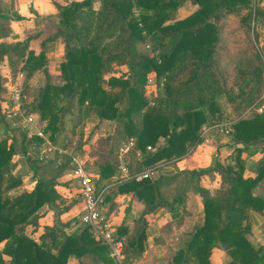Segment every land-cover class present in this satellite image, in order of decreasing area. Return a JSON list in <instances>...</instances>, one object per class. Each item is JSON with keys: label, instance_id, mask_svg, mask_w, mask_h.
I'll list each match as a JSON object with an SVG mask.
<instances>
[{"label": "trees", "instance_id": "trees-1", "mask_svg": "<svg viewBox=\"0 0 264 264\" xmlns=\"http://www.w3.org/2000/svg\"><path fill=\"white\" fill-rule=\"evenodd\" d=\"M51 1L58 16L54 35L63 41L62 83L47 80L30 109L46 120L45 133L54 143L67 145L71 140L66 132L75 135L79 131L76 146L81 151L89 117L113 123L106 138L107 151L92 152L98 157L90 165L97 180L115 183L107 199L132 192L144 204L132 235L124 240L114 231L123 241V264L141 257L145 215L164 209L178 217L190 190L202 198V224L194 227L179 250L167 247L159 255L160 264H212L215 247L225 251L224 264H264V248L254 246L247 236L248 210L264 209V197L255 194L264 179V111L243 115L264 94V61L251 37L257 25L264 24V6L253 7L250 0ZM186 3L197 8L179 18L178 9ZM29 44L30 38L1 42L0 62L6 58L13 71L21 69L27 75L43 68L44 49L35 54ZM148 73L163 82L153 107H148L145 92ZM2 91L0 82V96ZM221 100L230 108L226 116ZM221 118L232 122L235 145L224 162L215 159L207 168L179 170L172 177L133 179L147 168L184 156L201 142L202 125ZM2 119L0 106V124L6 128L0 137V243L4 242L0 264L4 256L10 264H66L69 256L87 253L107 262V246L92 238L87 227L68 234L64 228L69 222L59 221L61 227L44 226L38 240L27 232L39 227L47 205L59 207L60 213L66 211L60 207L62 198L55 185L56 178L70 170L69 159L59 165L32 161L33 188L8 194L22 182L20 175L13 174V155L36 152L41 139L27 140L22 131L9 128ZM130 138L128 176L121 177L116 151ZM160 140L155 150H147ZM258 152L252 166L255 175L244 177L245 156ZM53 169L52 176L42 175ZM213 171L219 173L223 187L212 193L199 180Z\"/></svg>", "mask_w": 264, "mask_h": 264}, {"label": "crops", "instance_id": "crops-1", "mask_svg": "<svg viewBox=\"0 0 264 264\" xmlns=\"http://www.w3.org/2000/svg\"><path fill=\"white\" fill-rule=\"evenodd\" d=\"M56 1L63 3L66 0ZM7 2H9V8H11L12 10L7 11L6 13L4 12V9L7 8ZM0 5H2L0 7V17L2 15H5L6 13L9 19V23H6L5 26L9 25L10 27L8 31L0 30V43L4 42L12 44L30 38L29 48L32 49L35 54H37L41 49H44L45 52L44 67L34 71L30 75H27V73L21 69L13 71L6 58H4L3 61L0 62V82L1 89L3 90V94L1 92L0 96V106L2 107V105L4 104L7 89H9L13 84L15 86H19L22 107L24 109L28 108L29 112H32L34 115H36L41 123H45V126L43 127V131L45 133V128L47 127L46 120H42L38 112L32 111V109H30V104L34 101L31 97L32 92H34L35 90L37 96L39 90L47 80L50 83L54 84L62 83L60 63L64 59L63 41L61 37H55L54 33L48 32V30H46L45 32L44 28V23L46 22H51L53 23V25L55 24V26H57V10L51 0H0ZM196 8L197 7L195 5L186 3L178 9V17H185L196 10ZM186 9H189L188 14H185V16H179V14ZM9 12H14L15 17L10 16ZM149 75L153 76V78L157 80L154 73H148L147 76ZM148 89L151 88L146 89L145 86L146 97L148 96ZM29 91H31V94L28 95ZM223 101L224 100H221L220 102ZM226 105V102L225 104H221L222 111H225L223 112L224 116H226V114H228V112L230 111L229 106L227 105V107ZM91 120L92 122H96H91L93 128L87 131L86 126L90 123ZM222 120V122L227 121L224 119ZM101 123L111 122L107 120L100 121L96 116H91L86 120L82 138V140L85 142L82 147L84 151H81L76 146L79 136V131H76L77 133L75 135L66 132V137L71 140L67 145L59 144V142L54 143L51 139H49L54 145L68 152L67 154H53L48 159L39 161L37 159V154L42 147V139L40 138L41 143L38 146L36 152L28 151L26 154L13 155V174H15L16 170H19V168L24 167L25 165L27 166V169L24 170L23 175L18 174L22 177L21 184L11 189L8 194L16 195L21 193L22 191H29L33 188L35 179L33 177L34 168L31 166L32 161L36 160L37 163L54 161L57 165H59L61 163V160L63 161V159L68 158V165L71 169L72 164L70 163V157H77L85 161L86 167L88 166V164L92 165L96 160V155L90 151L91 146L89 145V136L92 131H96V126H99ZM207 125L210 124H204L201 127L200 136L202 137V140L199 144L194 146L184 156L176 158L168 163H163L153 167V173L150 179H157L160 176L172 177L177 174L179 170L207 168L213 164V161L215 159L224 162L225 158L232 152L233 148L235 147L231 139V135L225 136L219 134L218 132H215L214 130L203 133L202 128ZM5 130V126L3 124H0V137L4 135ZM46 136L48 137L47 134ZM25 138L27 140H31L39 137L33 136L32 138H27L25 135ZM132 142L133 139L130 138L129 140L121 143L116 151V156L118 157L121 148H126L125 157L127 159V152L129 151ZM160 144H162V140L157 142L152 150H155L156 147ZM137 155L140 156L139 152H137ZM259 156V152L255 153L254 155L245 156V169L243 173L244 177H253L255 175L252 166L254 164V161ZM14 157L16 158L14 159ZM146 170L150 169L147 168L143 171ZM46 173L47 170L46 172H42V175L45 176ZM47 177L49 176H46V178ZM26 178L30 179L29 181L31 183L27 185L26 188H23V182L26 180ZM115 178H117V176L113 177V179ZM56 182L57 183L55 185V189L62 198L60 207L65 206L67 208L66 211L60 213V208L56 206L59 209V221L63 223L69 222L68 227L64 228V230L68 234L74 231H79L85 226H83L79 221V216L83 210V204L78 195L77 180L73 178V176L70 174V170L68 169V171H65L56 178ZM98 182L101 183L102 188L100 189V191L103 192V201L101 206L102 212L111 222L116 234L125 240L127 235H132L136 224L135 220L140 216L144 208V204L132 192L116 195L113 194L110 196L111 198L107 199V194L113 190L112 187L115 183L110 182L109 179L105 178H100ZM199 183L201 186L209 189L212 193L215 190L223 187L221 177L219 173L215 171L209 174L202 175L200 177ZM255 194L264 197V179L259 183ZM49 208L47 205V207L43 209V215L39 219V227L33 232L31 231V228H28L27 230V232L31 234L36 240H38L39 235L43 232L44 226L52 225L53 223L56 225L55 210L50 207V204ZM179 212L180 214L176 218L172 217V214L164 209H158L154 213H148L145 215L147 227L145 232L146 238L143 241V251L141 257L133 259L131 264H160L159 255L166 253L167 247H170L175 251L182 248L185 242L190 237L191 232L194 231V227L202 224L204 212L202 198L200 197V195L194 190L188 191L184 203L179 207ZM50 215L52 216L51 223H48L46 221L44 222L43 219L48 218ZM247 219L250 227V231L247 235L248 239L254 246H261L264 248V209L262 212L248 210ZM59 227H61L60 223ZM89 234L93 238L91 233ZM3 243L4 242L0 243V247L3 246ZM4 258V264H10L8 261L9 257L4 256ZM226 258V253L222 249L217 247L212 249V253L210 256L212 264H224ZM107 259V262H103L101 260H98L95 255L87 253L79 258L75 256H69L66 264H117L108 255ZM124 260L125 256L122 260V264Z\"/></svg>", "mask_w": 264, "mask_h": 264}, {"label": "built area", "instance_id": "built-area-1", "mask_svg": "<svg viewBox=\"0 0 264 264\" xmlns=\"http://www.w3.org/2000/svg\"><path fill=\"white\" fill-rule=\"evenodd\" d=\"M263 57V56H262ZM264 61V58H263ZM21 76V75H20ZM148 89V107L155 105V98L158 90L162 88L163 82L155 80L153 76H147L145 82ZM157 91V93H156ZM4 104L1 107L2 115L9 124V128L22 131L27 138L37 136L42 139V147L37 154L39 161L48 159L51 155L67 154L64 149L54 145L43 131L45 123H41L39 118L32 112L27 111L21 104L20 87L14 84L7 89ZM264 111V94L261 103L249 107L245 114L261 113ZM214 130L219 134L229 136L233 132L232 122L227 120L219 124H211L202 128L203 133ZM147 146V150H151ZM126 148H121L118 155V168L121 177L128 176V169L125 157ZM72 168L70 174L77 180L78 195L83 204V210L79 216L80 223L87 227L93 238L101 241L108 248V256L117 264H122L124 259L123 241L116 238L114 229L109 219L102 212L103 192L96 190L92 174L86 168L85 161L70 157ZM153 170H146L133 177L135 180L150 178Z\"/></svg>", "mask_w": 264, "mask_h": 264}, {"label": "rangeland", "instance_id": "rangeland-1", "mask_svg": "<svg viewBox=\"0 0 264 264\" xmlns=\"http://www.w3.org/2000/svg\"><path fill=\"white\" fill-rule=\"evenodd\" d=\"M250 4L253 7H257V6L258 7H261V6H264V0H250ZM6 5H7L6 6L7 8L4 9L5 10L4 12L7 13V11H9V10L11 11L12 9L9 8V2H7ZM1 6L2 5H0V7ZM188 11H189V9H186L185 11H183L182 13H180L179 16H181V15H184L185 16V14H188ZM6 13H5V15H2L0 17V30L1 31H4V30L8 31L10 29L9 25L8 26H5L6 23H9V19H8ZM10 16L15 17V13L14 12H11L10 13ZM233 18H237V17L234 16ZM44 25H45V27H44L45 28V32H46V30H48V32H51V33H54L56 31L55 24L53 25V23H51V22H46V23H44ZM251 37L252 38H255L254 46L256 47L257 53L260 55L261 59H262V56L264 58V24L263 25H257V27L255 29V33L251 32ZM139 49L141 51H144L145 50V47L143 45H140ZM119 70L122 71V70H124V68H122V69L120 68ZM115 73L117 74L118 72H115ZM2 88H4V87H2ZM2 94H3V92H2ZM29 94H31V91L28 92V95ZM35 96H36V91L34 90V92H32V94H31V97L33 98L32 100L35 99ZM28 100H31V99H28ZM220 103L221 104H225L224 101L223 102H220ZM25 109L27 111H29L28 108H25ZM223 112H225V111H223ZM1 115H2V111H1ZM2 117H3V115H2ZM214 120H215V122H214L215 124L222 123V121H223L221 119L220 120L214 119ZM2 122L5 123V124H8V122L5 120L4 117L2 119ZM91 122H92V120L86 126V128H87L86 130L87 131H89V129L91 130V128H93L92 127L93 125L91 124ZM94 122H96V121H93L92 123H94ZM214 123H212V124H214ZM112 130H113V123H101L99 126H96V131H92L91 134H90V136H89V145L91 146L90 147V151L91 152H94V153L101 151L104 154V152H106L107 151V148H108V144H107L106 138H107L108 134L112 133ZM97 157L98 156H96V158ZM15 158L16 157H14V159ZM61 162H62V160H61ZM88 165H90V164H88ZM25 169H27V166L26 165L24 167L19 168V170H16L15 174L16 175H18V174H22L23 175ZM88 169H89V171H91L90 173L93 176L96 190L97 191L100 190L101 189L100 188L101 183L98 182V180L96 179V176L92 172L91 165L88 167ZM51 174L52 175L54 174V169L48 171L45 174V177L46 176H52ZM29 180L30 179L26 178V180L23 182V186H22L23 188H26L27 185H29L31 183ZM169 192H171V195L173 194V190L172 191L170 190ZM43 221L44 222L46 221L48 223H51L52 216L50 215L48 218H44Z\"/></svg>", "mask_w": 264, "mask_h": 264}, {"label": "water", "instance_id": "water-1", "mask_svg": "<svg viewBox=\"0 0 264 264\" xmlns=\"http://www.w3.org/2000/svg\"><path fill=\"white\" fill-rule=\"evenodd\" d=\"M50 207L53 208L55 210V223H56V226H59V209L54 206L53 204H50Z\"/></svg>", "mask_w": 264, "mask_h": 264}]
</instances>
